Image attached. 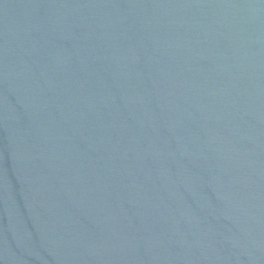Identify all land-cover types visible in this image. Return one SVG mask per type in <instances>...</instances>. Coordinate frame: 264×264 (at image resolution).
Returning a JSON list of instances; mask_svg holds the SVG:
<instances>
[{
	"label": "water",
	"instance_id": "95a60500",
	"mask_svg": "<svg viewBox=\"0 0 264 264\" xmlns=\"http://www.w3.org/2000/svg\"><path fill=\"white\" fill-rule=\"evenodd\" d=\"M0 264H264V0H0Z\"/></svg>",
	"mask_w": 264,
	"mask_h": 264
}]
</instances>
